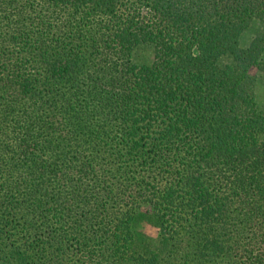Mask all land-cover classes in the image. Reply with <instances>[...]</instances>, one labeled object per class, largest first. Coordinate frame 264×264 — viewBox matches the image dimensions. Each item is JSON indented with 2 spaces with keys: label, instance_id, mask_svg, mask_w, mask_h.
<instances>
[{
  "label": "trees",
  "instance_id": "trees-1",
  "mask_svg": "<svg viewBox=\"0 0 264 264\" xmlns=\"http://www.w3.org/2000/svg\"><path fill=\"white\" fill-rule=\"evenodd\" d=\"M255 18L264 0H0V262L264 264Z\"/></svg>",
  "mask_w": 264,
  "mask_h": 264
},
{
  "label": "rangeland",
  "instance_id": "rangeland-1",
  "mask_svg": "<svg viewBox=\"0 0 264 264\" xmlns=\"http://www.w3.org/2000/svg\"><path fill=\"white\" fill-rule=\"evenodd\" d=\"M264 33V19L255 18L251 21L250 25L241 34V46L249 47L253 40ZM137 59L140 61L152 60V54L150 50L140 51L137 55ZM231 60L230 57H225V61ZM251 73L256 78V92L258 101L264 110V54L262 55V61L259 65L251 68ZM140 229L146 234L147 237L152 239L154 242H158L160 236V229L156 225L154 218L149 217L148 220H143L139 225ZM0 264H4L0 262Z\"/></svg>",
  "mask_w": 264,
  "mask_h": 264
}]
</instances>
